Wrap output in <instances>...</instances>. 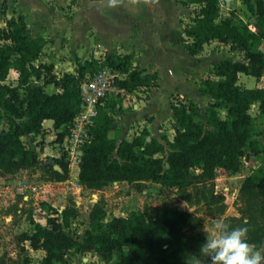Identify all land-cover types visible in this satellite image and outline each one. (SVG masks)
Returning a JSON list of instances; mask_svg holds the SVG:
<instances>
[{
  "label": "trees",
  "instance_id": "16d2710c",
  "mask_svg": "<svg viewBox=\"0 0 264 264\" xmlns=\"http://www.w3.org/2000/svg\"><path fill=\"white\" fill-rule=\"evenodd\" d=\"M253 15L251 22L236 24L221 18L219 0H185L196 7L183 32V43L190 55H198L204 44L215 40L238 51L240 59H223L213 64L210 74L199 81V93L209 101L203 110L190 98L171 99L175 117L173 136L151 137L146 128L132 140L109 136L115 122L106 103L96 107L91 127L92 138L81 148L78 182L84 189H101L114 181L151 180L166 187L184 188L190 183L203 184L195 203H222L224 195L214 190L216 171L236 173L241 158L250 160L264 153L256 136L255 119L249 112L253 104L264 116V87H245L238 82L240 73L259 80L264 76V0H241ZM75 4L76 0H70ZM46 39L33 36L25 16L17 14L0 26V173H14L30 161L38 160L33 136L44 134V119H52L56 142L67 133L78 112L80 83L85 75L110 67L126 76L117 86L126 92L156 87V72H146L136 64L134 52H108L102 58L79 61L73 71L57 76L48 63H36ZM10 69L17 72L16 84L6 82ZM59 89L46 92L44 85ZM115 105V102H112ZM224 110L222 116L219 112ZM24 139V140H23ZM57 164L61 170L54 169ZM57 181L67 179L68 164L63 156L45 160ZM191 169H199L198 173ZM249 207L240 210L234 227H247V239L256 248L264 246V170L247 174L239 188ZM186 200L193 194L183 190ZM221 206L220 208H222ZM64 218L66 213H62ZM91 222L82 240L68 235L55 217L47 226L34 223L35 233L29 244L41 241L44 250L38 264H56L64 251L93 252L113 264H193L198 244L185 239L183 229L194 216L173 206H162L145 215L130 212L105 222V211L98 205L91 210Z\"/></svg>",
  "mask_w": 264,
  "mask_h": 264
},
{
  "label": "rangeland",
  "instance_id": "374dc122",
  "mask_svg": "<svg viewBox=\"0 0 264 264\" xmlns=\"http://www.w3.org/2000/svg\"><path fill=\"white\" fill-rule=\"evenodd\" d=\"M44 1L46 6L40 0H25L26 8L32 18L36 20L47 16L51 22L54 21L58 31L76 32L68 36L51 33L52 40L56 42L55 48H66V54L63 56L61 54L56 56L51 50L49 51L50 56L53 57L50 63L52 69L55 68L60 75L65 71H73L79 61L92 57L102 58V52L114 49L110 45L101 43L88 45L86 40L93 35L104 42L122 41L124 45L134 41L145 58L158 65L161 72L162 93L169 90L192 93V85L187 80L192 81L198 76L205 78L207 75L203 73L189 75L197 71L201 65L196 63V59H185L182 47L179 46L186 41V37L181 33L190 23L193 16L190 10L196 7L195 5H180L182 0H105L102 4L94 5L96 7L92 12V10H85L87 0H81L80 10L74 16L67 18L79 3L70 7L67 6L69 0L65 1L66 5L61 4L59 0H51L57 6L56 15L53 16L46 12L49 0ZM219 10L221 18H231L236 24L253 20V15L247 11L241 0H223L219 4ZM61 14H65L66 17ZM32 20H30V26L34 22L33 24L38 27L36 21L32 22ZM67 20L70 22L68 23ZM136 20L137 22L147 20L141 23L146 24L144 27L135 24V27H141L142 33L132 30V23H136ZM128 27H131V33L127 32ZM220 46L221 44L217 42L206 45L203 49L206 54L204 56L215 52L218 59L225 56H230L232 60L240 59L239 52H232ZM41 59H44L43 56ZM67 60L69 63H65ZM171 63L176 76H172L167 69ZM55 64L58 67H54ZM186 75H188L187 80ZM125 76L121 74L122 78ZM14 77L15 72L12 69L8 73L6 82L16 84ZM44 90L55 92L57 88L46 84ZM146 90L148 89L139 87L132 92L122 91L118 96L114 95L112 100L116 102L119 99L120 101L126 99L125 104L131 108L134 100L130 95L145 100L148 97ZM177 96L179 95L171 94L170 99H176ZM197 104L203 108L205 106L204 102H197ZM256 106L252 105L249 112L255 119L257 138L264 139V116L259 113ZM219 112L222 116L224 115L223 109ZM142 129H135L130 135L135 136V132H140ZM170 129V125H165L162 131ZM173 133L172 131L170 135ZM33 144L38 160L30 161L14 173H0V264H38L45 253L41 247V241L30 245L28 237L35 233L34 223L47 226V220L50 217H55L68 235L82 240L87 225H90V214L95 204L104 209L105 222L115 217H126L136 210L148 215L162 206H173L191 212L194 220L184 227L183 232L188 243H196L200 248V244L206 238L203 229L211 228L212 219L224 218L231 227L240 222L238 220L241 216L240 210L249 207L239 192L241 182L247 174L257 169L264 170V153H262L250 160L241 158L239 172L216 171L213 181L214 190L224 195L222 203L210 204L205 201L195 203V195L204 187L203 184L192 182L184 187L193 194L189 201L183 195L184 188L166 187L147 179L131 182L117 181L116 184L101 188L102 191L93 196L79 189L77 179L74 177L73 168L75 161H78L75 159L78 155L77 147L70 149V154L64 152L63 148H58V145L53 147L52 143L47 144L49 148H57L59 155L64 154V161L68 164L67 180L69 181L63 183L64 180H55L52 168L44 167L42 164L45 160L54 158L50 155L53 151L49 149L45 151L41 148L46 144L41 136H33ZM54 169L61 170L60 167H54ZM191 171L198 173L200 170L191 169ZM221 206L223 207L220 208ZM62 213H66V219H63ZM193 260V264H208L207 257L201 252L194 255ZM113 262L114 258L103 261L93 252L75 253L72 250H66L56 264H113Z\"/></svg>",
  "mask_w": 264,
  "mask_h": 264
},
{
  "label": "crops",
  "instance_id": "0c3cea01",
  "mask_svg": "<svg viewBox=\"0 0 264 264\" xmlns=\"http://www.w3.org/2000/svg\"><path fill=\"white\" fill-rule=\"evenodd\" d=\"M40 1L43 2L44 6H46L44 0H40ZM46 1H48V0H46ZM52 1L49 0L46 12H48L49 15L55 16L57 6L54 5ZM59 1L61 4L66 5L65 1H67V0H59ZM104 1L105 0H87L88 4H87V7L85 8V10L86 11L92 10V12H93L94 8L96 7L94 5L102 4V3H104ZM184 1L185 0H182L181 4L180 3L179 4L180 5H187V4L183 3ZM78 3H79V5H77ZM12 4H13V7H12ZM67 6H70V7L76 6L73 9V11L69 14V16H67V18H70V17L74 16L78 12V10H80L81 0H76L75 4H71L70 0H69V2H67ZM17 14H23L25 16L27 26L30 29L33 36L41 35L42 37H44L46 39V43L44 44V46L42 48V54H41V56H43L44 59H41V56H40L39 59L37 61H35L36 63L41 62V63L50 64L52 61V58H53L52 56H50V52H49L50 50L56 56H60V54L63 56L64 54H66V48H63V49L60 47L55 48L56 42L54 40H52L53 36L51 33L53 32L56 35L65 34L68 36V34H70V35L76 34L75 31L73 33H66V32L58 31L56 29V26H54V21L51 22L49 20V18H47V16L44 18H40V19L35 20L34 18L31 17V14L27 10L25 0H0V26H4L6 24L7 18H9L11 16H15ZM61 15L66 17L65 14H61ZM31 19L36 21V23L38 24V27L33 24L34 23L33 20H32L33 23H31L32 25L30 26V20ZM142 21L137 22V20H136V23H132V30L138 31L139 33H142L141 27L146 26V24H141V23H145V22H147V20H144L143 22ZM67 22L69 23L70 21L67 20ZM42 24H43V27H42ZM135 24H138V26H140V25H142V26L141 27H135L136 26ZM33 26H34V28H32ZM127 29H128L127 32L131 33V27L130 28L128 27ZM78 33H80V32H78ZM181 34H182V36H185L183 30H182ZM187 41H188V39L186 37V41H184V42H187ZM184 42L179 44V46L182 47L183 57H185V59H188V60L189 59H192V60L196 59V63L201 65V67L197 71H195L194 73H189V75L199 74V73L209 75L213 64H215V63H217L223 59H231L230 56H225V57L218 59L217 55H215V52H210L207 54V56H204V55H206V54H204V50H202L198 55H190L187 53V51L183 47ZM212 42H217V43L221 44V46H220L221 48L230 50L228 44H224V43H221V42H218L215 40H212V41L204 44L203 49H205L206 45H208ZM86 43L88 45H92L93 43H101L103 45H110L115 50L114 49L112 51L108 50V52H113V53H117V54L118 53L124 54V53L134 52L135 58H136V64H137L139 69H142L146 72H156L158 75L157 86L145 88V89H148V90H146L148 97L145 100L141 99V98L137 99L134 95H130L134 100L131 108H129L127 106V104H125L126 99H122L121 101L119 99V101L117 100L116 102L113 101L112 97L114 95L110 96L106 100L105 103L108 105L107 111L110 114H112V116L115 119V122L113 124L112 129L109 131V136H111V137H117L118 139L132 140V138L134 136L130 135V133H132L135 129L146 128L148 133H149V135L147 136V139H149L151 137L159 138L161 134H165L168 138H170L171 136H173V134L170 135V133L173 131L172 126L176 121L175 117L171 111V108H170V101H171L170 96H171V94H177L181 97L190 98L196 104H197V102H204L206 104L209 101V98H207V97H205L199 93V82L198 81H200V79L198 77L204 78L203 76H198L197 78L193 79L192 81L187 80L188 75L185 76L186 80L190 82L189 84L192 85V93H187V92L185 93V92H181L178 90H174V91L169 90L166 93H162V91L160 90V88H161V72H160L158 65L154 64L151 60L145 58L141 49H139V46L135 45L134 41L133 42L129 41L128 44L124 45L122 43V41L104 42L103 40L96 38L93 35L91 38H88L86 40ZM54 49H58V50H54ZM108 52H102V53L104 55L105 53H108ZM232 52H236V51H232ZM103 55H102V57H103ZM95 58H97V57H95ZM65 63H69V60H67ZM54 67H58V65L55 64ZM167 69L170 70V73L172 76H176V74L174 72L173 63L168 65ZM10 70H12V69H10ZM14 72H15L14 78L16 81L18 74L15 70H14ZM53 72L57 76H60V74L56 72L55 68L53 69ZM238 82H242L240 84L245 86V87H264V76H262L259 80H257L253 76L240 73L238 76ZM48 85L54 86L52 84H48ZM142 88H144V87H142ZM56 91H59V89L57 88ZM118 95L119 94H117V96ZM112 102H115L114 106L112 105ZM197 105L200 108H203L199 104H197ZM253 105L256 106V103ZM256 107H258V106H256ZM42 125H43L46 132L44 134L37 135V136H41V139L46 144L45 145L43 144L44 147H41V148L45 151L48 149L53 151V154H50L51 157L57 158L59 155L57 148H55V149L52 147L49 148L47 145L48 143H52V146L54 147L57 144V142L54 140L56 132H55V129L53 127V120L52 119H44L42 122ZM165 125H170L171 129L169 131H162V128H164ZM138 133H139V131H136L135 135ZM260 140L262 141V144L264 146V139L262 138ZM36 149H37V147H36ZM78 171H79L78 161H75V167L73 168V173H74V177L77 179L79 189L84 190L88 193H91L93 196L96 195L95 193L102 191L100 189H97V190L96 189H84L78 182ZM68 181L69 180L66 179L63 181V183L68 182ZM116 183H117V181H114L112 183H109L106 186H111V184H116ZM88 228H89V225H87L86 230ZM40 260H39V262H40Z\"/></svg>",
  "mask_w": 264,
  "mask_h": 264
},
{
  "label": "built area",
  "instance_id": "2783aa9c",
  "mask_svg": "<svg viewBox=\"0 0 264 264\" xmlns=\"http://www.w3.org/2000/svg\"><path fill=\"white\" fill-rule=\"evenodd\" d=\"M222 1L219 0V4ZM121 74L125 73L104 67L97 72L85 75L79 87L81 103L78 112L68 125V131L63 139L57 142L58 148L61 147L64 152L71 154L69 150L77 147L78 155L75 159L79 161L83 144L92 138L91 127L97 105L104 104L110 96L124 91L117 86V80L122 79Z\"/></svg>",
  "mask_w": 264,
  "mask_h": 264
},
{
  "label": "clouds",
  "instance_id": "9594fccd",
  "mask_svg": "<svg viewBox=\"0 0 264 264\" xmlns=\"http://www.w3.org/2000/svg\"><path fill=\"white\" fill-rule=\"evenodd\" d=\"M199 252L208 264H264V246L256 248L247 239V227H231L224 218L210 221Z\"/></svg>",
  "mask_w": 264,
  "mask_h": 264
},
{
  "label": "water",
  "instance_id": "95a60500",
  "mask_svg": "<svg viewBox=\"0 0 264 264\" xmlns=\"http://www.w3.org/2000/svg\"><path fill=\"white\" fill-rule=\"evenodd\" d=\"M51 163L54 165L55 168H59V166L55 164L54 162L51 161Z\"/></svg>",
  "mask_w": 264,
  "mask_h": 264
}]
</instances>
